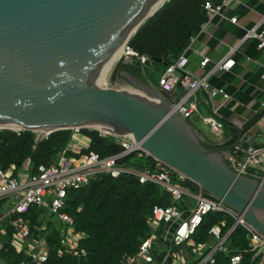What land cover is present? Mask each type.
<instances>
[{"label":"water","instance_id":"95a60500","mask_svg":"<svg viewBox=\"0 0 264 264\" xmlns=\"http://www.w3.org/2000/svg\"><path fill=\"white\" fill-rule=\"evenodd\" d=\"M161 1L0 0V125L37 133L36 144L68 129L133 135L144 152L264 235V179L238 174L227 163L231 156L204 147L169 94L127 72L122 77L139 92L119 89L111 79L127 43ZM243 133L236 144L264 140Z\"/></svg>","mask_w":264,"mask_h":264},{"label":"built area","instance_id":"2783aa9c","mask_svg":"<svg viewBox=\"0 0 264 264\" xmlns=\"http://www.w3.org/2000/svg\"><path fill=\"white\" fill-rule=\"evenodd\" d=\"M226 2L207 1L204 8L208 18L221 15ZM231 21L237 23V18L233 17ZM263 35L253 29L247 32L246 38L258 39L259 48H262ZM133 57L142 67L150 62L149 57L139 55L128 42L122 59ZM209 62L210 58H204L201 66L205 67ZM235 62L227 57L215 69L230 70ZM187 64L188 59L182 55L167 67L158 82L161 93L170 95L177 88L183 90L179 97L170 100V104L185 120L198 112V92L209 88L206 78H196L186 71ZM218 95L230 98L223 89L211 90V97ZM203 122L214 132L221 133L223 125L215 118H205ZM98 132L120 146L122 151L105 158L93 151L84 152L90 147L92 139L84 135L81 129H74L71 143L58 155L55 163L41 165L35 171L29 160L22 166L12 164L6 169L0 168V251L8 241L27 257L26 262L19 264H48L50 247L45 234L47 225L44 224L39 229L40 234L34 236L30 220L26 218L31 208H39L47 209L60 225V256L85 257L87 251L81 248L80 243L88 236L76 231L75 219L65 211L66 200L70 191L86 187L100 175L106 174L115 179L123 175L131 176L142 185L153 184L170 195V205H157L152 209L147 220L149 235L135 253L124 257L125 264H218L219 255L227 257L229 264H240L243 251L231 248L228 242L238 227L246 232L249 248L255 252L254 259L258 258V264H264V235L243 214L205 194L199 184L144 152L133 135L116 136ZM236 150H241L243 157L241 160L231 157L235 172L244 176L252 173L264 179V145H249L245 149L237 147ZM132 154H137L138 158L151 157L155 164L153 167H140L123 162ZM211 213L226 217L209 229L207 241L192 242ZM226 218L232 221L228 229ZM8 229L12 230L10 237ZM0 264L5 262L0 259Z\"/></svg>","mask_w":264,"mask_h":264},{"label":"trees","instance_id":"16d2710c","mask_svg":"<svg viewBox=\"0 0 264 264\" xmlns=\"http://www.w3.org/2000/svg\"><path fill=\"white\" fill-rule=\"evenodd\" d=\"M207 1L209 0L167 1L130 39L129 46L139 55L150 58L147 66H161L163 74L168 66L184 55L192 40L200 34L208 18L204 8ZM212 1L217 3L220 0ZM153 59L169 65L165 67L162 63L153 62ZM147 66L142 67L134 57L122 59L115 66L111 79L116 84L127 83L122 77V73L127 72L148 84L150 80L146 74ZM260 116L261 114L258 117ZM81 132L92 139L90 147L84 152L93 151L105 158L122 151L120 146L109 138L100 136L96 130L81 129ZM73 133L74 130L71 129L59 130L36 144L38 134L33 131L23 130L17 133L0 130V168L6 169L12 164L22 166L28 160L34 171L41 165H51L71 143ZM233 143L235 139L231 141ZM202 144L208 149L216 148L205 142ZM242 157L241 150H234L233 158L241 160ZM123 162L140 167H153L155 164L153 158H138L137 154L124 158ZM227 163L232 164L231 161ZM233 170L235 171L234 168ZM246 176L260 180L252 173ZM170 204V195L163 193L157 186L142 185L133 177L125 175L115 179L103 174L86 187L70 191L65 211L75 219L76 231L88 236L80 243L81 248L87 251V255L81 258L67 254L60 256V225L47 209L31 208L26 218L30 220L34 236L40 234L39 229L44 224L47 225L45 234L50 247L48 264H125L124 257L135 253L141 242L148 237L150 230L147 220L154 206ZM225 217L217 213L207 216L192 242L207 241L209 229ZM226 220L228 229L232 221L228 218ZM8 235H12L11 229H8ZM228 242L231 248L243 251L240 264L259 263L260 259H254L255 252L249 248L246 232L242 228H236ZM0 259L5 264L27 261V257L8 241L0 251ZM217 263L229 264V261L224 255H219Z\"/></svg>","mask_w":264,"mask_h":264},{"label":"crops","instance_id":"0c3cea01","mask_svg":"<svg viewBox=\"0 0 264 264\" xmlns=\"http://www.w3.org/2000/svg\"><path fill=\"white\" fill-rule=\"evenodd\" d=\"M233 17L237 23L231 21ZM253 29L264 34V0H227L221 15L207 18L200 34L184 53L188 59L186 71L196 78H206L209 83L208 89L198 92V112L192 118L202 123L205 118H215L223 125L220 134L224 136L216 138L208 131L201 134L193 129L202 142L220 148L226 158L233 157L237 147L264 145V140L236 144L243 131L264 139V47L259 48L258 39L246 38ZM207 57L210 62L201 66ZM227 57L236 61L233 68L216 70L215 66ZM212 89H223L230 98L211 97ZM182 92L177 88L169 95V101ZM234 139L235 143L231 144Z\"/></svg>","mask_w":264,"mask_h":264},{"label":"rangeland","instance_id":"374dc122","mask_svg":"<svg viewBox=\"0 0 264 264\" xmlns=\"http://www.w3.org/2000/svg\"><path fill=\"white\" fill-rule=\"evenodd\" d=\"M123 56H121L122 58ZM121 58L119 59V61L121 60ZM118 61V62H119ZM117 62V63H118ZM117 65V64H116ZM161 72H162V67L157 65V64H152L150 66H147V69H146V74L150 80L151 83H148L151 87H153L156 91L160 92L159 89L157 88L158 87V82H159V78L161 76ZM113 74V73H112ZM114 82V81H113ZM115 83V82H114ZM118 88L119 89H130V90H133V91H136V92H139V90L137 88H133V87H130L126 82H122V84H118ZM189 124L198 130L199 133H203L205 131H208V133L213 136V137H216V138H221L222 134L220 133H216L214 132L211 127L207 126V125H204V123L200 122V121H194L193 118L189 119L188 120ZM0 130H10V129H2L0 128Z\"/></svg>","mask_w":264,"mask_h":264},{"label":"bare ground","instance_id":"6f19581e","mask_svg":"<svg viewBox=\"0 0 264 264\" xmlns=\"http://www.w3.org/2000/svg\"><path fill=\"white\" fill-rule=\"evenodd\" d=\"M167 1L168 0H162L159 4H157L156 6H155V8L152 10V12L150 13V14H152L153 12H155L157 9H159L160 8V6H162L165 2L167 3ZM124 55V52L122 53V55L121 56H123ZM121 56H120V58H121ZM119 58V59H120ZM119 59H118V61H119ZM122 59V58H121ZM117 61V62H118ZM128 91H131V92H136V91H133V90H130V89H127ZM3 127H8V128H11V130H13V129H15V130H17V131H19V129H20V126L19 125H17V124H5V125H0V128H3ZM102 132H104V130H101Z\"/></svg>","mask_w":264,"mask_h":264}]
</instances>
